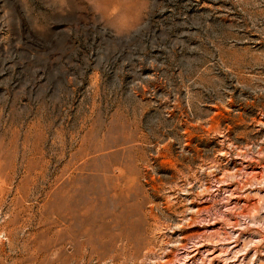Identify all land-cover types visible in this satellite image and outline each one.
<instances>
[{
	"label": "rangeland",
	"instance_id": "rangeland-1",
	"mask_svg": "<svg viewBox=\"0 0 264 264\" xmlns=\"http://www.w3.org/2000/svg\"><path fill=\"white\" fill-rule=\"evenodd\" d=\"M0 264H264V0H0Z\"/></svg>",
	"mask_w": 264,
	"mask_h": 264
}]
</instances>
